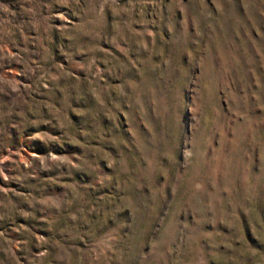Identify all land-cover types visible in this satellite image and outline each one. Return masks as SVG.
I'll use <instances>...</instances> for the list:
<instances>
[{"label": "rangeland", "instance_id": "obj_1", "mask_svg": "<svg viewBox=\"0 0 264 264\" xmlns=\"http://www.w3.org/2000/svg\"><path fill=\"white\" fill-rule=\"evenodd\" d=\"M0 264H264V0H0Z\"/></svg>", "mask_w": 264, "mask_h": 264}]
</instances>
